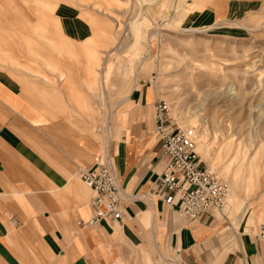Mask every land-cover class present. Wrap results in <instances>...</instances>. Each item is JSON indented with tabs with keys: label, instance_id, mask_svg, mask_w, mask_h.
<instances>
[{
	"label": "rangeland",
	"instance_id": "obj_1",
	"mask_svg": "<svg viewBox=\"0 0 264 264\" xmlns=\"http://www.w3.org/2000/svg\"><path fill=\"white\" fill-rule=\"evenodd\" d=\"M207 3L0 0V70L28 100L34 91L30 101L54 113L53 121L96 139L107 160L119 101L140 85L168 99L178 126L198 128L201 163L229 187L225 209L214 213L208 228L212 264L224 251L239 249L242 237L260 239L263 253L254 264H264V2L223 19H214ZM54 43L64 56L50 48ZM97 52L98 75L92 71ZM42 57L54 60L65 79L48 86L21 66L53 77ZM94 75L96 93L88 88ZM260 200L263 213L256 220L252 207ZM157 258L173 264L170 255Z\"/></svg>",
	"mask_w": 264,
	"mask_h": 264
},
{
	"label": "crops",
	"instance_id": "obj_2",
	"mask_svg": "<svg viewBox=\"0 0 264 264\" xmlns=\"http://www.w3.org/2000/svg\"><path fill=\"white\" fill-rule=\"evenodd\" d=\"M262 2L208 0L207 9L214 19H223L238 13V7ZM50 48L60 56L67 52L55 43ZM75 48L81 56L80 47ZM94 58L92 71L98 75L99 52ZM42 60L53 77L35 66H21L48 86L55 85L54 78L65 79L54 60ZM97 75L88 83L93 93ZM35 94L30 92L28 100L0 70V264H162L157 257L165 255L173 264H178L175 255L183 264H212L205 247L213 242L212 216L189 221L149 194L163 167L152 105L158 97L149 86L133 89L115 108L117 138L109 162L125 191L122 217L92 226L77 223L91 214V190L78 167L93 166L101 158L100 144L88 133L53 121L54 113L30 101ZM262 253L259 238L242 237L239 249L224 251L216 264H254Z\"/></svg>",
	"mask_w": 264,
	"mask_h": 264
},
{
	"label": "built area",
	"instance_id": "obj_3",
	"mask_svg": "<svg viewBox=\"0 0 264 264\" xmlns=\"http://www.w3.org/2000/svg\"><path fill=\"white\" fill-rule=\"evenodd\" d=\"M155 134L160 141L162 171L151 184L149 194L161 200L189 221H198L223 208L227 184L200 161L196 152L195 129L178 126L169 116V102H153ZM78 175L91 190L90 216L80 225L92 226L102 220H120L124 188L112 165L100 158L93 166L78 167ZM260 238H264L262 231Z\"/></svg>",
	"mask_w": 264,
	"mask_h": 264
},
{
	"label": "bare ground",
	"instance_id": "obj_4",
	"mask_svg": "<svg viewBox=\"0 0 264 264\" xmlns=\"http://www.w3.org/2000/svg\"><path fill=\"white\" fill-rule=\"evenodd\" d=\"M130 79V78H129ZM166 100H168V99H166ZM168 102H169V100H168ZM169 104H170V102H169ZM170 111H171V104H170V106H169V116H170ZM170 118L172 119V117L170 116ZM173 120V119H172ZM180 126V125H179ZM180 127H182V126H180ZM189 127H191V128H193V129H195V143H196V152H198V138H199V131H198V128L196 127V126H189ZM182 128H188V127H182ZM198 154H199V152H198ZM200 155V154H199ZM201 157V156H200ZM202 159V158H201ZM201 159H200V161H201ZM109 161V160H108ZM110 163V162H109ZM207 168L211 171V172H213L214 174H216L219 178H221L217 173H215L214 171H212L208 166H207ZM222 179V178H221ZM223 180V179H222ZM228 192H229V187H228V190H227V194H226V198H227V195H228ZM230 194H231V192H230ZM226 198H225V201H226ZM262 202H263V200H260V201H258V202H255V204H254V206H253V209H254V211L256 212V213H258V212H262V210H263V205H262ZM253 203V202H252ZM251 203V204H252ZM225 205V204H224ZM225 206H223V208L221 209V210H223V209H225L224 208ZM215 213V212H214ZM214 217H216L215 215H214Z\"/></svg>",
	"mask_w": 264,
	"mask_h": 264
}]
</instances>
